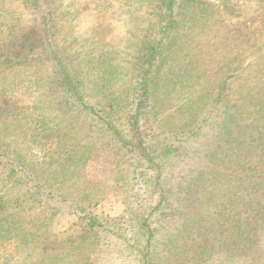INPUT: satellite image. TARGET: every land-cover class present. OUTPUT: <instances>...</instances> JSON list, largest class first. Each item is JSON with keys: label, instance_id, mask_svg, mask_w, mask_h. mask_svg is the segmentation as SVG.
Returning <instances> with one entry per match:
<instances>
[{"label": "rangeland", "instance_id": "1", "mask_svg": "<svg viewBox=\"0 0 264 264\" xmlns=\"http://www.w3.org/2000/svg\"><path fill=\"white\" fill-rule=\"evenodd\" d=\"M153 42L157 70L138 124L148 161L97 116L136 141L131 116ZM19 44L34 48L32 62L0 66V103L22 122H0V155L39 169L47 140L64 137L61 153L88 158L61 185L65 204L105 227L75 251L82 214L25 199L2 157L0 264H264V0H177L172 10L167 0H0V50ZM44 49L66 58L93 113L63 104ZM41 232L68 257L48 260Z\"/></svg>", "mask_w": 264, "mask_h": 264}, {"label": "trees", "instance_id": "2", "mask_svg": "<svg viewBox=\"0 0 264 264\" xmlns=\"http://www.w3.org/2000/svg\"><path fill=\"white\" fill-rule=\"evenodd\" d=\"M38 0H35V2ZM168 1V8L169 10H172L174 6L177 4V0H167ZM171 26V25H170ZM158 42V41H157ZM12 46V52L10 53L8 50V45L6 48L4 47V50H0V66H15V65H24L28 62H32V58L30 57L33 47L30 48H23V46ZM159 45V44H158ZM27 51L26 54H21L20 50ZM2 51V52H1ZM9 51V52H8ZM158 55H159V48L156 46V43H152L149 45V48L145 49L142 53V66L139 73L138 78V88H137V97L135 99V112L131 116V123L133 125V138L136 139V141H128L126 140L121 133L115 129L112 124L107 120V118H104V116H97L98 121H101V129L103 130V133L105 135H108V137H111L112 139L118 140V142L121 143L123 147L129 148H137L140 149L141 152H143V157L148 160L152 161L151 154L147 151V147L145 146L142 138H141V130L138 126L140 118L145 115V108L147 106L148 100L150 98V92L151 87L153 84V75L155 70H157V63H158ZM44 57L47 61L53 62L54 67V73L52 78V84H54V87L57 89V92L63 99V104L72 105L77 104L80 110H89L90 108L85 105L83 101V97L81 94V89L79 86V83L76 78H74L73 73L70 70L69 62H67L66 58L60 57L58 55V52L56 50L47 51V49H44L43 55H40V58ZM5 98V97H4ZM4 104L0 103V122L7 127V129H12L15 126V122H20L21 114L19 113H13L16 109L12 108L13 106L11 103L8 102L7 98L4 99ZM66 105V106H67ZM91 113H93V109H90ZM96 113V112H95ZM94 113V114H95ZM98 115V114H96ZM22 119V118H21ZM22 122V121H21ZM35 120L30 123L31 125L34 124ZM27 122H24L26 124ZM32 126L28 125V129H31ZM27 129V127H26ZM25 129V130H26ZM54 129V128H52ZM54 130H52L53 132ZM57 131V130H56ZM48 137V136H47ZM51 142L50 139L47 140L46 144L43 146L45 150H47V155L45 156V159L42 160L38 168H33L32 164L28 165L24 162L22 156L20 155H14L10 152H3V154L0 155V158H5L8 166L5 169L8 171L7 178L11 177H17V183H24L28 189L27 194L25 196V199H34L36 195H40L44 198V206L49 207V201L54 200L57 203V207L52 208L51 215H55L58 211H60L62 208L67 207L70 211L74 213H80L82 214L80 219H83L85 223V226L83 227V237L82 242L80 244L73 246L72 248L75 249V251L80 250L83 245H85V240L90 239L91 235L94 236H101L99 234H102L100 232V228H104L105 226L98 221L96 217L93 216L92 213L87 212L84 208H81L80 206H74V204H71V206H67L65 202L67 200L65 199L64 194H62L61 185H64V182L68 180L69 173L74 169L75 166L79 167L83 161H87L88 158L86 154L82 153L81 155L70 154V153H61L62 151H68L67 141H65V138H60L57 140V142L53 141V144L48 148V143ZM55 145H58L57 148H55ZM47 148V149H46ZM83 164V163H82ZM7 165V164H6ZM49 172L48 176H44ZM54 177V178H53ZM59 196V197H58ZM20 199V198H19ZM61 199V200H60ZM20 200H18L19 202ZM42 203V201H41ZM76 207V208H75ZM50 208V207H49ZM5 209V204L3 201V197L0 198V211ZM54 211V212H53ZM46 217L42 221V226L46 227L45 221ZM23 226H20L19 228H9L7 226L6 229L8 230H16L21 229ZM141 229L143 231V235L147 237L148 240V246H150V240L152 237V230L149 224L146 220H143L141 224ZM9 232V231H8ZM102 232H106V230L103 229ZM104 238V237H103ZM106 238V237H105ZM40 239V240H39ZM38 243L40 246H43L44 249H42V254H47V259L51 260L55 258L54 260H58L57 258L60 255H64L61 252H50V250L55 251L54 246H52L51 242L49 241V237L46 233H39L38 237ZM83 244V245H82ZM94 245V244H91ZM42 248V247H41ZM63 248V247H62ZM71 248V249H72ZM65 256V255H64ZM66 258L68 256H65ZM145 262L143 264H149V261L147 260V256H143ZM59 260H64L59 259ZM90 261V260H89ZM88 261V262H89Z\"/></svg>", "mask_w": 264, "mask_h": 264}]
</instances>
